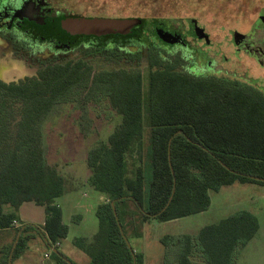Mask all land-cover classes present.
I'll use <instances>...</instances> for the list:
<instances>
[{
	"label": "trees",
	"instance_id": "trees-1",
	"mask_svg": "<svg viewBox=\"0 0 264 264\" xmlns=\"http://www.w3.org/2000/svg\"><path fill=\"white\" fill-rule=\"evenodd\" d=\"M1 11L0 19L5 13ZM79 17L64 13L49 18L46 27L51 33L69 34L61 23ZM141 18L131 34L104 37L125 43L137 35L141 42L135 44H142L152 25L171 21ZM130 53L140 57V46ZM147 62L146 74L125 68L93 73L92 65L80 59L47 64L36 76L18 82L0 78V230L20 222L18 209L24 202H35L46 211L43 225L21 223L14 228L12 243L0 249V264L23 255L36 235L52 249L56 264H75L58 247L70 232L58 202L68 191L67 179L46 162L42 126L76 86L107 93L121 115L108 140L88 153V184L105 197L95 209L97 232L75 239L89 255V264H145L144 253L135 251L129 240L141 236L140 224L204 212L211 205L210 191L236 181L264 184V91L239 79L185 72L178 69L180 57L167 60L155 48L149 49ZM146 127L152 167L147 196ZM259 229L258 217L240 210L205 225L195 236L162 239L175 246V264H195L192 257L201 261L200 252L206 264H236L237 252Z\"/></svg>",
	"mask_w": 264,
	"mask_h": 264
},
{
	"label": "rangeland",
	"instance_id": "rangeland-1",
	"mask_svg": "<svg viewBox=\"0 0 264 264\" xmlns=\"http://www.w3.org/2000/svg\"><path fill=\"white\" fill-rule=\"evenodd\" d=\"M51 2L55 8L62 9L65 13L70 12L82 16L143 17L148 20L169 19L174 20L171 22L173 26L178 27L180 24L185 26L184 30L187 29L188 22L194 19L209 35V39H206L207 42H205L189 37L188 40L192 45L202 47L204 51L209 50L211 57L218 53L215 57L218 60V67L231 72V74L236 73V78L248 77L255 85L264 86V68L251 58L244 48L236 56L235 51L238 50V47H234L232 41L235 36L234 42L239 40L236 43L239 45V42L243 41L253 29L256 30L253 41L264 46L263 13L258 20L259 12L264 7V0H60ZM257 20V24L262 25L263 28L255 25ZM153 27L155 26L152 25V29L149 30L152 32L151 36L156 35L155 31L153 32ZM20 29L21 31L17 30V34L22 43H25V40L26 43L31 42L39 34L50 35L46 26L37 27L27 24L22 25ZM23 30H29L33 37H27L23 34ZM237 34L242 35V38L237 39ZM9 36L12 34L7 35L4 31L0 32V77L6 82H12L36 76L37 67L30 65V60L26 61L16 55L14 43ZM139 39V36L133 35L125 43L116 40L117 45L114 49L87 48L82 52H79L78 49L72 55V60L87 61L92 65L93 73L125 68L131 71L141 70L143 74H146L148 71V46L151 44V46L157 47L159 44L165 43L160 40L156 41L154 37L151 39V43L145 41L142 44H135L141 42ZM137 45L140 46V57L130 53L136 50ZM110 46L113 47L112 44ZM158 50L167 60H173L185 54L180 47L172 50L158 47ZM68 60L71 58L67 57L66 60L59 61L51 59L50 63ZM189 61L191 59L183 61L182 64L188 66ZM91 89L90 85L74 87L54 106L42 126V146L46 162L51 166H56L67 179L68 193L58 199L63 205L66 217L75 208L76 201L87 204L76 208L86 217V222L80 224L69 222L72 229L67 240L68 245H71L74 235L86 236L97 232L99 228L98 218L95 211L92 210L96 200L98 202L99 194L88 184V153L101 142L107 141L121 121V115L111 106L108 94L92 92ZM18 108L19 104L16 105V111ZM150 150V129L146 127L143 142L146 196L152 176ZM210 197V208L203 213L166 222L152 219L140 224L141 236L131 235L130 243L134 247L143 248L147 264H160L161 256L163 264H175L173 257L176 248L172 244L169 247L164 243L162 239L164 236L169 235L171 242L179 235L195 236L205 225L216 223L240 210H249L258 217L260 229L252 242L246 248L243 247L245 250L240 259H244L245 262L237 264H264V184L236 181L223 186L219 191H210ZM91 203L92 205H89ZM44 211V206L34 202L26 204L21 214L29 223L40 226L46 213ZM18 215L20 217V208ZM47 250V246L40 239L30 247L31 253L34 254H32V258H35L38 264L52 261L45 255ZM239 253L238 251L237 256ZM200 255L202 263L206 264L205 257L201 252ZM192 260L195 264H202L194 256Z\"/></svg>",
	"mask_w": 264,
	"mask_h": 264
},
{
	"label": "flooded vegetation",
	"instance_id": "flooded-vegetation-1",
	"mask_svg": "<svg viewBox=\"0 0 264 264\" xmlns=\"http://www.w3.org/2000/svg\"><path fill=\"white\" fill-rule=\"evenodd\" d=\"M4 1L5 3L1 4L0 13L1 10L5 11L6 9H9L8 11H5L4 16L0 19V32L4 31L5 33L12 34V36H9V38L14 43V48L16 55L18 57H21L23 59H26V61H29L30 65L37 67V72L50 63L52 60H66L67 57L71 58V60L68 61H75L72 60V55L75 54V51L78 50L79 52L83 51L87 48L92 49H99V48H105V49H114L117 45L116 40L113 38H108L104 36H94V35H85V34H64V33H58V32H50V35H44L39 34L37 37L33 38L31 42L25 43L20 41V38L18 37L17 30L21 31L22 25H36L37 27H43V26H49L48 20L49 18H56L60 16L61 14H64V10L55 8L51 1H60V0H0ZM7 1H13L11 2L12 5L9 6ZM34 2L36 6L34 5V16L31 18L27 17H14V13L16 9H20L25 6L26 3ZM27 11V9H22V12ZM263 13L264 17V7L259 12L258 20L261 17V14ZM38 15V16H37ZM80 17H83L82 15H78ZM44 19V24L39 25L37 20ZM258 20L255 25H258L257 27H262V25L257 24ZM254 25V26H255ZM201 27L198 23L193 25V22L190 20L188 22L187 29L184 30L185 26L180 24L178 27L173 26V24L170 22L167 23H161L160 25H157L153 27V32L156 33L157 28H163L166 31L172 32L174 34H179L182 38L181 43L176 44H159L156 46H151V44L148 46L150 48L158 49V47H161L162 49H176L181 48L182 51H184V55L180 56V59L182 61H187L188 59H191L190 64L187 66H184L183 64L178 67V69L183 70L185 72L197 75V76H221V77H228L231 79H239L246 81L250 84H254V82L251 81V79L247 78H236L237 74L232 73L229 71H225L223 68L218 67V60L215 58L218 53L215 54L214 57H211L209 55V50L204 51L202 47H197L195 45H192L191 42L188 40L189 37H192L193 39H197L198 41H206L205 38H199L195 35V29L196 27ZM182 27V28H181ZM258 29V28H256ZM264 29V28H263ZM23 34L27 35V37H33L32 33L29 30H23ZM31 34V35H30ZM148 34V41L151 43V39L155 37V40L158 41L161 39L159 36L154 35L151 36L152 33L147 31ZM256 30L252 29V32L246 35V37L239 42V45H236L237 42H234V47H238V50L235 51L236 56H238V53L241 49L244 48V51L248 53V55L253 58L261 67L264 68V46L263 44H256L253 39L255 38ZM9 40V39H8ZM24 41V40H23ZM103 42V43H100ZM162 42V41H161ZM28 44V45H27ZM110 44L113 45V47L110 46ZM23 45V46H22ZM27 45V46H26ZM122 49L121 47H119ZM148 49V53H149ZM133 52V51H132ZM19 53V54H18ZM225 60L227 58L224 57ZM80 59H77L78 61ZM147 60H148V54H147ZM66 61V62H68ZM58 63V62H57ZM18 82V81H15ZM255 85V84H254ZM259 87V86H258ZM264 91V86L259 87Z\"/></svg>",
	"mask_w": 264,
	"mask_h": 264
},
{
	"label": "water",
	"instance_id": "water-1",
	"mask_svg": "<svg viewBox=\"0 0 264 264\" xmlns=\"http://www.w3.org/2000/svg\"><path fill=\"white\" fill-rule=\"evenodd\" d=\"M34 5L36 6L34 2L30 3L28 1L24 7L15 10L14 17H33ZM24 8L27 9V11L21 13L22 9ZM37 22L39 25H43L44 19H39ZM141 24V17L83 16L77 19L69 18L63 21V23H61V28L70 34H85L94 36H105L110 34L129 35L133 32L135 27ZM195 24H197V21ZM156 33L161 41L167 44H176L182 42V38L179 34H174L164 30L163 28H157ZM194 33L199 38H205L207 40L209 39V35L202 27L197 26ZM236 37L237 39H241L242 35L237 34ZM10 264L12 263L10 262Z\"/></svg>",
	"mask_w": 264,
	"mask_h": 264
},
{
	"label": "crops",
	"instance_id": "crops-1",
	"mask_svg": "<svg viewBox=\"0 0 264 264\" xmlns=\"http://www.w3.org/2000/svg\"><path fill=\"white\" fill-rule=\"evenodd\" d=\"M67 193H68V191H67ZM66 193V194H67ZM65 194V195H66ZM99 194V193H98ZM64 195V196H65ZM96 198H97V196H96ZM104 196L103 195H101V194H99V198H98V202H97V200H96V204H94L93 206L94 207H92L93 209V211H95V209H96V207H97V205L99 204V203H101V202H103L104 201ZM58 202H59V204L61 205V207L63 208V205L61 204V202L58 200ZM93 202V201H92ZM29 203H34V202H32V201H27V202H24L21 206H20V222H18V224H15L14 226L15 227H18L21 223H27L28 222V220H26L23 216H22V214H21V212H22V210H23V208L26 206V204H29ZM79 203V204H78ZM87 204H84V203H80V201H76L75 203H74V207L75 208H73V211L71 212V214L70 215H68L67 217H66V214H65V211H64V209H63V220H64V222L65 223H67L69 226H70V232H71V225H70V223L69 222H73V223H78V224H80V223H82V222H86V217L81 213V212H79V211H77V206H79V208H80V206L82 207V206H86ZM89 205H92V203L91 204H89ZM209 210V209H208ZM90 211H91V209H90ZM207 211V210H206ZM45 212V211H44ZM205 212V211H204ZM201 213H203V212H201ZM81 215V217L82 218H80L79 219V216ZM22 216V217H21ZM45 219H46V213H45V216L42 218V220H41V222H40V225H43L44 223H45ZM77 220V221H76ZM29 223V222H28ZM31 223V222H30ZM33 224V223H32ZM14 227V228H15ZM14 228H11V229H8V230H0V249L3 247V246H6V245H9V244H11L12 243V240H13V235H14ZM70 232H69V234H68V236H67V238H65L62 242H59L58 243V247H59V249L61 250V252L62 253H64L71 261H73L75 264H89L90 263V257H89V255L88 254H86L84 251H82L78 246H76V244H75V239L77 238V237H88V238H90V237H92L95 233H92V234H89V235H86V236H84V235H81V236H77V235H74L73 236V238H72V240H71V245H68V243H67V240H68V238H69V236H70ZM38 239H40L41 240V242H43L46 246H47V251H46V253H45V255L46 254H49V257H47L48 259H52V261L51 262H49V263H46V264H56V261L53 259V257H52V249H50V247L48 246V244L46 243V241H45V239L42 237V236H40V235H36L31 241H30V243H29V247H28V249L25 251V253L23 254V255H21L19 258H17L16 260H14V262L12 263V264H38L37 263V261H36V259L35 258H32V254L33 253H31L32 251H30V247H31V245L34 243V242H36ZM254 238H252L247 244H246V246H244V248H246L247 246H248V244L250 243V242H252V240H253ZM135 248V251H142L143 253H144V250H143V248H141L140 246L138 247H134ZM244 250L245 249H240L239 250V256H237V258H236V264L238 263V262H245V260L244 259H240L241 258V256H242V254H243V252H244ZM34 255V254H33ZM144 256H145V253H144ZM240 260V261H239ZM145 264H147V257L145 256ZM160 264H163V261H162V256H161V263Z\"/></svg>",
	"mask_w": 264,
	"mask_h": 264
},
{
	"label": "built area",
	"instance_id": "built-area-1",
	"mask_svg": "<svg viewBox=\"0 0 264 264\" xmlns=\"http://www.w3.org/2000/svg\"><path fill=\"white\" fill-rule=\"evenodd\" d=\"M15 224H18V222H17V221H15ZM46 257H49V254H46Z\"/></svg>",
	"mask_w": 264,
	"mask_h": 264
}]
</instances>
